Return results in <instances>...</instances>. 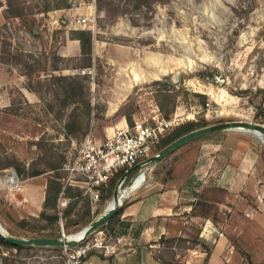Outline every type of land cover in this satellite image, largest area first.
Segmentation results:
<instances>
[{
	"label": "rangeland",
	"instance_id": "rangeland-1",
	"mask_svg": "<svg viewBox=\"0 0 264 264\" xmlns=\"http://www.w3.org/2000/svg\"><path fill=\"white\" fill-rule=\"evenodd\" d=\"M68 2L70 7H58L65 5L61 0H0V174L15 171L24 180L38 171L52 176L50 192L57 190L61 168L81 140L89 133L104 137L120 114L132 124L145 118L177 119L174 128L188 121L264 125V111L257 114L258 107H264V0ZM83 17L90 19L87 25L78 24ZM76 29L93 32V56L55 59ZM94 41L101 44V56H95ZM83 69L92 73H81ZM60 74L84 77L92 106L75 133L65 129L74 105L63 106V91L51 79ZM119 102V111L106 117L108 105ZM186 145L206 156L214 172L211 178L224 172L226 179H233L230 192L213 191L231 200L224 213L214 206L215 220L231 225L232 241L246 264H264L262 137L223 130L176 151ZM136 175L132 173L121 190L131 186ZM72 197L64 223L76 233L82 226L75 223L92 205L76 190ZM14 205L12 199H0V223L9 234L28 238L60 228V220L21 217L22 209ZM165 253L171 257L173 251ZM0 264H64V259L61 249L0 246Z\"/></svg>",
	"mask_w": 264,
	"mask_h": 264
},
{
	"label": "crops",
	"instance_id": "crops-1",
	"mask_svg": "<svg viewBox=\"0 0 264 264\" xmlns=\"http://www.w3.org/2000/svg\"><path fill=\"white\" fill-rule=\"evenodd\" d=\"M101 48V44L94 41L95 56L102 55ZM59 53L63 57L81 56L80 41L67 39L59 48ZM121 103L113 107L108 105L106 117L119 111ZM112 123L106 127L105 136L107 133L113 135L118 128L129 125L126 116L122 114ZM207 164L206 156H200L197 147L186 145L155 163L130 171H137L136 177L145 171L147 180L140 185L141 179H138L121 190L119 196L122 200L129 194L125 202L122 201L125 206L113 223V228L107 226L112 232L123 234L129 245L118 256H94L93 264H246L232 241L231 225L215 220L214 206L217 205L219 211L224 213L227 202L231 200L227 196L217 197L213 191L229 190L233 179H226L224 172L217 178H211L214 172ZM8 174H0V199H12L22 209L21 217L43 219V211L48 214L54 212L51 206H45L52 176L40 174L28 177L24 179L23 189L17 191L11 186H5V176ZM71 198L67 208L74 203V198ZM58 200L59 197L56 201L59 212ZM76 204H79L78 201ZM107 206L102 207L99 201L95 208L91 207L89 218L96 219ZM235 218L239 220V216ZM89 224L78 221L74 227L84 228ZM66 229L69 232V228ZM59 233L60 228H54L42 234L35 233L31 237H52L48 234ZM21 246L49 251L61 249L34 244ZM208 248L211 253L206 259ZM169 249L173 251L171 257L165 253Z\"/></svg>",
	"mask_w": 264,
	"mask_h": 264
},
{
	"label": "built area",
	"instance_id": "built-area-1",
	"mask_svg": "<svg viewBox=\"0 0 264 264\" xmlns=\"http://www.w3.org/2000/svg\"><path fill=\"white\" fill-rule=\"evenodd\" d=\"M88 20L90 19L86 17L79 18L78 24L87 25ZM81 73L90 74L92 70L83 69ZM153 119L154 122L147 118L136 120L133 125L118 128L113 135L107 133L104 138H97L93 133H89L81 140L77 151L61 168L62 191L58 200L61 237L69 238L74 234L67 232L64 223V211L72 200L66 195L67 187L82 189L83 195L88 197L92 207L95 208L101 198V188L121 170L127 171L128 168L158 152V145L171 132L177 121V119ZM138 179H141L140 185L145 182L146 172H141L134 182ZM5 186L20 191L23 189L24 180L13 171L5 176ZM128 245L129 241L123 234L114 233L108 227H100L79 244L62 246L61 250L64 264H93L94 256H118Z\"/></svg>",
	"mask_w": 264,
	"mask_h": 264
},
{
	"label": "trees",
	"instance_id": "trees-1",
	"mask_svg": "<svg viewBox=\"0 0 264 264\" xmlns=\"http://www.w3.org/2000/svg\"><path fill=\"white\" fill-rule=\"evenodd\" d=\"M65 3L64 6H58V7H70V3L68 0H61ZM49 10V9H47ZM73 39H78L81 43V48H82V54L89 55L90 57L93 56V32L90 29H76L73 32L72 35ZM55 59H62V56L59 53H55ZM91 66V64L89 65ZM55 69H58L57 67ZM82 77L80 74H75V75H52L51 79H54L58 82L59 87L63 91L64 99H63V106H68L70 104H73L74 106L72 107L71 111L68 112V116L71 118V120L66 123L65 129L67 133H75L77 131H80L82 129V121L84 117H87V115L90 114L92 106L90 103V100L86 96V89L82 83ZM30 88H33L30 86ZM264 101V99H263ZM82 103V106H79V104ZM263 105L258 107V112L257 114L264 111ZM83 107V111L78 112L79 109ZM127 121L129 125H133L131 119L126 115ZM207 123H202L200 121H188L180 126L175 127L167 136H165L161 143L157 147V151H160L164 147H166L168 144L173 142L175 139L178 137L182 136L183 134L197 129L199 127L206 126ZM126 172V169L121 170L118 172L115 176H113L110 180V182L103 186L101 188V198H100V205L102 207L106 206L107 203L113 199L114 196V190L117 182L119 179L123 176V174ZM40 172L36 171L33 173L34 175H39ZM132 173H129L127 176L125 182L128 180ZM53 178H50V181H52ZM59 184V187L57 190H52V192H49L45 201V206L49 207L51 206L54 209V212L48 214L45 211L41 213V217L51 223H57L60 219V215L58 212V208L56 205V201L60 195V192L62 191V182H57ZM78 194H83V190L80 188H75V187H67L66 189V194L70 197L74 196V191ZM74 204V203H73ZM73 204L71 207L67 208L68 210L66 211L67 214L71 211ZM125 206V205H124ZM123 205H121L119 211L112 217L104 226H110L113 228V223L115 222L117 216L122 212ZM64 212V214L66 213ZM100 213V212H99ZM66 215V214H65ZM90 212L86 214V216L81 219V221H86L87 224H89L93 218H89ZM48 236H59L61 237V234H48ZM0 246H4L6 248H11V247H17V248H22L23 246L21 245H15L13 243L8 242L4 237L0 235ZM211 253V249H207V256L206 259H208L209 255Z\"/></svg>",
	"mask_w": 264,
	"mask_h": 264
},
{
	"label": "water",
	"instance_id": "water-1",
	"mask_svg": "<svg viewBox=\"0 0 264 264\" xmlns=\"http://www.w3.org/2000/svg\"><path fill=\"white\" fill-rule=\"evenodd\" d=\"M179 73H176L175 79H178ZM223 130H243L247 132H253L260 137H262L264 141V125L260 123H256L253 121H243V120H233V121H225L219 122L213 125H206L203 127H199L197 129L191 130L182 136L175 139L173 142L168 144L166 147L161 149L160 151L152 154L150 157L146 158L145 160L141 161L140 163L128 168L126 173L119 179L116 184L114 196L112 201L108 204L106 210L94 219L89 225L82 228L80 231L72 234L69 238L67 237H18L12 234H9L4 226L0 223V235L4 237L8 242L13 243L15 245H45V246H56L62 247L65 245L72 246L79 244L86 236L91 234L93 231L97 230L104 224H106L120 209L122 201H120V192L121 186L125 177L132 171L133 169L137 168H144L148 164L155 163L183 145L196 140L198 138H202L204 136L223 131ZM112 202H114L112 204Z\"/></svg>",
	"mask_w": 264,
	"mask_h": 264
},
{
	"label": "bare ground",
	"instance_id": "bare-ground-1",
	"mask_svg": "<svg viewBox=\"0 0 264 264\" xmlns=\"http://www.w3.org/2000/svg\"><path fill=\"white\" fill-rule=\"evenodd\" d=\"M121 187H122V186H121ZM119 197H120V196H119ZM120 201H123V200H122V197H120ZM113 203H114V202H112V204H113Z\"/></svg>",
	"mask_w": 264,
	"mask_h": 264
}]
</instances>
